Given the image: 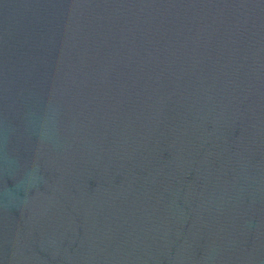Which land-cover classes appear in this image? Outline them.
<instances>
[{
  "label": "water",
  "instance_id": "95a60500",
  "mask_svg": "<svg viewBox=\"0 0 264 264\" xmlns=\"http://www.w3.org/2000/svg\"><path fill=\"white\" fill-rule=\"evenodd\" d=\"M0 264H264V0H0Z\"/></svg>",
  "mask_w": 264,
  "mask_h": 264
}]
</instances>
